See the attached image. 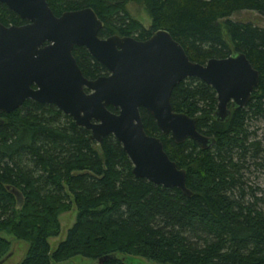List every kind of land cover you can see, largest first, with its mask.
Returning a JSON list of instances; mask_svg holds the SVG:
<instances>
[{"label":"trees","instance_id":"obj_1","mask_svg":"<svg viewBox=\"0 0 264 264\" xmlns=\"http://www.w3.org/2000/svg\"><path fill=\"white\" fill-rule=\"evenodd\" d=\"M46 1L55 15L91 7L103 21L100 36L144 40L165 29L201 64L244 53L259 81L245 106L231 109L226 121L213 117L217 97L210 85L188 77L174 86L172 110L195 117L197 130L215 140L204 149L191 139L176 143L139 109L146 133L159 137L169 158L186 170L190 196L136 177L113 135L96 143L89 130L52 104L28 99L12 112H0V259L10 249L4 232L28 243L16 264L74 256L125 264L127 255L160 264H264V197L255 195L259 187L245 189L242 174L248 166L264 168V125L260 139L249 130L250 120L264 119V27L230 18L241 10L264 15V0H141L149 28L130 15L128 0ZM23 21L0 3L2 24ZM73 54L85 75L100 73L83 47H74ZM9 186L23 196L19 208ZM71 209L73 224L51 248L59 214Z\"/></svg>","mask_w":264,"mask_h":264},{"label":"water","instance_id":"obj_2","mask_svg":"<svg viewBox=\"0 0 264 264\" xmlns=\"http://www.w3.org/2000/svg\"><path fill=\"white\" fill-rule=\"evenodd\" d=\"M0 3L27 21L9 26L0 23V112H12L26 99L53 104L87 128L90 139L99 143L104 136L113 135L128 155L136 177L178 188L190 196L186 170L169 158L159 137L146 133L139 109L149 112L159 131L176 143L191 139L200 148L209 147L215 140L197 130L196 118L172 110V89L188 77L207 83L217 97L213 117L226 121L231 109L243 107L258 85V71L245 54L209 58L201 64L192 61L162 28L144 40L117 34L100 39L97 32L103 22L91 7L57 16L46 0ZM75 45L85 46L103 63L107 76L87 80L72 55ZM8 188L19 208L21 192Z\"/></svg>","mask_w":264,"mask_h":264},{"label":"rangeland","instance_id":"obj_3","mask_svg":"<svg viewBox=\"0 0 264 264\" xmlns=\"http://www.w3.org/2000/svg\"><path fill=\"white\" fill-rule=\"evenodd\" d=\"M126 9L130 13V15L136 19H138L144 27H147L150 24V17L147 12V8L145 6V3L141 0H128L126 2ZM230 18L233 20L241 21V22H252L255 25L259 27H264V15L252 11V10H241L238 12H234ZM264 125V119H254L249 121V130L250 131H257V138L260 139L261 135L263 133ZM259 127V128H257ZM257 128V129H256ZM248 163L249 160L247 159ZM245 166H247V163L245 162ZM243 181L245 182V189L250 190L249 186L252 188L259 187V189H256L254 192L256 196H262L264 197V168H260L257 166H248V169L244 170L242 172ZM246 198H250L248 195ZM264 207V204L262 205V208ZM59 223H60V231L59 234L55 237L49 238V244L51 248H54L58 241L63 239L65 237V233L67 229L73 224L75 220V210L71 209L68 211H64L59 214L58 216ZM7 239L10 241V249L9 253H7L6 256L3 257L4 264H16L18 263L25 255L28 243L24 240L17 239L12 235L2 233ZM121 257L123 255H120ZM93 264V262L90 261V259L86 257L81 256H74L70 259L63 260V261H56L51 262L50 264ZM125 264H160L156 261L147 259L145 257L141 256H133V255H127L126 258H124Z\"/></svg>","mask_w":264,"mask_h":264},{"label":"flooded vegetation","instance_id":"obj_4","mask_svg":"<svg viewBox=\"0 0 264 264\" xmlns=\"http://www.w3.org/2000/svg\"><path fill=\"white\" fill-rule=\"evenodd\" d=\"M84 8V7H83ZM77 10V9H76ZM67 11H71V10H67ZM64 12V11H63ZM96 13V12H95ZM60 15V14H59ZM59 15H57V16H59ZM99 18V17H98ZM100 19V18H99ZM23 20V19H22ZM101 20V19H100ZM102 21V20H101ZM27 21L26 20H24L23 21V23L22 24H24V23H26ZM103 22V21H102ZM1 23V22H0ZM10 25H15V24H10ZM19 25H21V24H19ZM150 25H151V21H150V24L147 26V27H145V28H149L150 27ZM6 26H9V25H6ZM103 28V25H102V27L98 30V32H97V36L100 38V39H105V38H107V36H100L99 35V31L101 30ZM152 33V32H151ZM112 35H114V34H112ZM118 35V34H117ZM151 35V34H150ZM149 35V36H150ZM108 36H111V35H108ZM120 36V35H119ZM132 37V36H131ZM148 38V37H147ZM74 47H83L86 51H87V53L92 57V59H93V61H95V62H97L98 63V65H99V69H100V73L99 74H97L95 77H89V76H87V75H85L84 74V72L82 71V69H81V67L79 66V64H78V62H77V59H76V57L74 56V54H73V49H74ZM73 47V49H72V55H73V57H74V59H75V61H76V63H77V65H78V67H79V69H80V71H81V73H82V75L87 79V80H95V79H97V78H99V77H105V76H107V74H108V71H107V67L103 64V63H101L99 60H97L90 52H89V50L85 47V46H83V45H75ZM33 88H36L35 87V85H33L32 86ZM84 90H85V92H87V93H89V92H91L90 91V89H87V88H84ZM26 100H28V99H26ZM25 100V101H26ZM31 100V99H30ZM33 101V100H32ZM35 102H37V101H35ZM38 103H40V102H38ZM42 104H49V103H42ZM22 105V104H21ZM53 105V104H52ZM55 106V105H54ZM245 106V105H244ZM243 106V107H244ZM20 107V106H19ZM18 107V108H19ZM56 107V106H55ZM112 107V106H111ZM57 108V107H56ZM58 109V108H57ZM59 110V109H58ZM61 111V110H60ZM62 112V111H61ZM115 112H116V109H115ZM4 113V112H3ZM62 113H64V112H62ZM65 114V113H64ZM66 115H68V114H66ZM70 116V115H69ZM71 117V116H70ZM72 118V117H71ZM74 121V120H73ZM76 124V123H75ZM77 125V124H76ZM79 126V125H78ZM81 127H83V126H81ZM85 128V127H84ZM87 129V128H86ZM88 130V129H87ZM165 135H169V134H165ZM170 136V135H169ZM93 140V139H92ZM96 142V141H95ZM96 143H98V142H96Z\"/></svg>","mask_w":264,"mask_h":264}]
</instances>
